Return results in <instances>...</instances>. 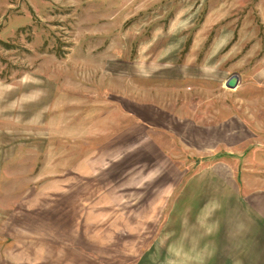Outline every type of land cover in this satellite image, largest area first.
I'll list each match as a JSON object with an SVG mask.
<instances>
[{"label":"rangeland","instance_id":"rangeland-1","mask_svg":"<svg viewBox=\"0 0 264 264\" xmlns=\"http://www.w3.org/2000/svg\"><path fill=\"white\" fill-rule=\"evenodd\" d=\"M0 264H264V0H0Z\"/></svg>","mask_w":264,"mask_h":264},{"label":"crops","instance_id":"crops-1","mask_svg":"<svg viewBox=\"0 0 264 264\" xmlns=\"http://www.w3.org/2000/svg\"><path fill=\"white\" fill-rule=\"evenodd\" d=\"M131 103L138 115L142 117L145 116L147 123L155 124L157 127H163L168 130L170 128L172 132H177L178 126H176V124H180L181 126L192 124V121L183 115L182 110H179L177 114H171L166 111L162 105L148 104V101L139 102V100L136 99L131 101ZM193 125L198 126L199 123ZM156 132L158 131L156 130Z\"/></svg>","mask_w":264,"mask_h":264},{"label":"water","instance_id":"water-1","mask_svg":"<svg viewBox=\"0 0 264 264\" xmlns=\"http://www.w3.org/2000/svg\"><path fill=\"white\" fill-rule=\"evenodd\" d=\"M233 87H235V86H233ZM233 87H231V88H233Z\"/></svg>","mask_w":264,"mask_h":264}]
</instances>
